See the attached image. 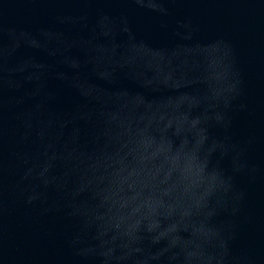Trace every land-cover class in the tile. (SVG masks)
<instances>
[{
    "label": "water",
    "instance_id": "obj_1",
    "mask_svg": "<svg viewBox=\"0 0 264 264\" xmlns=\"http://www.w3.org/2000/svg\"><path fill=\"white\" fill-rule=\"evenodd\" d=\"M0 264H264V0H0Z\"/></svg>",
    "mask_w": 264,
    "mask_h": 264
}]
</instances>
